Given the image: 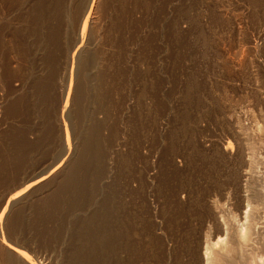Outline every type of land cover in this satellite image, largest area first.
Wrapping results in <instances>:
<instances>
[{
  "label": "rangeland",
  "instance_id": "obj_1",
  "mask_svg": "<svg viewBox=\"0 0 264 264\" xmlns=\"http://www.w3.org/2000/svg\"><path fill=\"white\" fill-rule=\"evenodd\" d=\"M53 1L0 0V264H264V0Z\"/></svg>",
  "mask_w": 264,
  "mask_h": 264
},
{
  "label": "bare ground",
  "instance_id": "obj_2",
  "mask_svg": "<svg viewBox=\"0 0 264 264\" xmlns=\"http://www.w3.org/2000/svg\"><path fill=\"white\" fill-rule=\"evenodd\" d=\"M6 1H7V0H6ZM37 1H38V0H37ZM50 1H51V0H50ZM72 1H73V0H72ZM46 2H47V1H46ZM53 2L59 4V2H61V1H60V0H54ZM79 2H80V1H79ZM5 3H6V2H5ZM43 3H44V2H43ZM43 3L40 2V5H39V7H40L39 9H40V12H41V13H42V8H43V7H42L43 5H41V4H43ZM48 3H50V2H48ZM61 3H62V2H61ZM80 3H81V2H80ZM92 3H93V0L91 1V3L89 2L90 7H89V9L87 10V14L85 15L86 18H88V16H90L89 13H90V9L92 8ZM8 4H9V3H8ZM37 4H38V3H37ZM50 4H51V3H50ZM58 4H57V6H58ZM47 6H48V4H47ZM47 6H46V7H47ZM82 6H83V5H82ZM87 6H88V5H87ZM115 6H116V5H115ZM27 7H28V6H27ZM12 8H13V7H12ZM35 8H36V7H35ZM44 8H45V7H44ZM51 8H52V7H51ZM51 8H50V10H51ZM56 8H57V7H56ZM59 8H60V7H59ZM62 8H63V6H62ZM72 8H73V7H72ZM72 8H71V9H72ZM45 9H46V8H45ZM48 9H49V7H48ZM113 9H114V8H113ZM19 10H20V9H19ZM33 10H34V9H33ZM53 10H54V9H53ZM53 10H52V11H53ZM37 11H38V10H37ZM46 11H47V10H46ZM48 11H49V10H48ZM52 11H51V12H52ZM54 11H55V10H54ZM54 11H53V12H54ZM57 11H58V10H57ZM65 11H66V10H65ZM71 11H72V10H71ZM62 12H63V10H62ZM36 13H37V12H36ZM41 13H40V14H41ZM45 13H47V12H45ZM49 13H50V12H48V14H49ZM94 13H95V12H94ZM42 14H43V13H42ZM53 14H54V13H53ZM59 14H60V12H59ZM64 14H65V12H64ZM5 15H6V14H5ZM34 15H35V14H34ZM34 15H33V16H34ZM46 15H47V14H46ZM51 15H52V14H51ZM65 15H66V14H65ZM33 16H32V17H33ZM36 16H37V15H36ZM38 16H39V15H38ZM49 16H50V14H49ZM53 16H54V15H53ZM85 16H84V17H85ZM40 17H41V16H40ZM55 17H57V15H56ZM35 18H36V17H35ZM37 18H38V17H37ZM45 18H46V17H45ZM45 18H44V19H45ZM47 18H48V17H47ZM126 18H127V17H126ZM39 19H40V18H39ZM39 19H38V20H39ZM84 19H85V18H84ZM52 20H53V19H52ZM82 21H83V19H82ZM82 21H81V22H82ZM33 22H34V20H33ZM36 22H37V21H36ZM53 22H54V21H53ZM85 22H86V21H85ZM85 22H83V23H85ZM38 23H40V22H38ZM3 24H4V23H3ZM34 24H35V23H34ZM82 25H83V24H82ZM42 26H43V25H42ZM31 27H32V26H31ZM82 27H83V26H82ZM113 27H114V26H113ZM22 28H23V27H22ZM45 28H46V27H45ZM50 29H51V28H50ZM80 29H81V28H80ZM83 29H84V28H83ZM120 29H121V28H120ZM8 30H9V29H8ZM33 30H34V29H33ZM53 30H54V29H53ZM81 30H82V29H81ZM90 30H92V29H90ZM40 31H41V30H40ZM60 31H61V30H60ZM35 32H36V31H35ZM43 32H44V31H43ZM48 32H49V31H48ZM24 33H25V32H24ZM57 33H58V32H57ZM109 34H110V33H109ZM33 35H34V34H33ZM111 35H112V34H111ZM17 37H18V36H17ZM49 38H50V37H49ZM6 39H7V38H6ZM46 39H47V38H46ZM54 39H55V38H54ZM11 40H12V39H11ZM55 41H56V40H55ZM55 44H56V43H55ZM55 44H54V45H55ZM77 45H78V44H77ZM77 45H76V46H77ZM182 46H183V45H182ZM93 47H94V46H93ZM70 48H71V47H70ZM71 51H72V50H71ZM89 51H90V50H89ZM71 54H72V53H71ZM46 78H47V77H46ZM46 84H47V83H46ZM84 84H85V83H84ZM98 84H99V83H98ZM44 85H45V84H44ZM91 89H92V88H91ZM84 91H85V90H84ZM93 92H94V91H93ZM44 93H46V92H44ZM86 97H87V96H86ZM46 99H47V97H46ZM80 99H81V98H80ZM41 103H42V102H41ZM101 103H102V102H101ZM104 103H105V102H104ZM40 105H41V104H40ZM103 105H104V104H103ZM44 106H45V105H44ZM107 108H108V107H107ZM94 109H95V108H94ZM106 110H107V109H106ZM87 114H88V113H87ZM97 114H98V113H97ZM89 115H90V114H89ZM101 116H102V115H101ZM83 119H84V118H83ZM86 120H87V119H86ZM91 120H92V119H91ZM102 123H103V121H102ZM92 124H93V123H92ZM91 133H92V131H91ZM93 133H94V132H93ZM93 133L91 134V136H90V133H89L88 135L85 134V136L87 135V138H86V139L83 137L84 140H85V142H86V144L89 143L88 146L86 145L87 147H84V146H85V145H84L85 143H83V142H81V143H83V145H84L83 147L85 148V149H84V150H85L84 153H85V154H88V155H87L88 157L91 156L95 161H97V157H96V154H97V153H96V148L93 147V144H91V142H92L93 140L96 139V138L94 139V134H93ZM97 134H98V133H97ZM49 136H50V135H49ZM96 137H97V136H96ZM91 140H92V141H91ZM97 140H98V139H97ZM100 140H101V139H100ZM22 143H23V142H22ZM21 145H22V144H21ZM28 146H29V145H28ZM18 147H20V145H19ZM21 147H23V146H21ZM21 147H20V148H21ZM32 147H33V146H32ZM24 148H25V147H24ZM225 148H226V146H225ZM21 149H23V148H21ZM21 149H19V151H21ZM82 151H83V149H82ZM80 153H81V151H80ZM98 154H99V153H98ZM98 154H97V155H98ZM78 155H79V154H78ZM13 156H14V155H13ZM85 156H86V155H85ZM88 157H86V159H87ZM9 158H10V157H9ZM82 158H83V157H82ZM86 159H85V161H86ZM93 159H92V160H93ZM18 160H19V159H18ZM89 160H90V158H89ZM92 162H93V161H92ZM81 163H82V162H81ZM82 164H83V163H82ZM86 164H87V163H86ZM79 165H80V164H79ZM85 167H86V166H85ZM76 170H77V169H76ZM80 170H81V169H80ZM89 170H90V169H89ZM85 171H86V170H85ZM71 172H72V173H75V170H71ZM78 172H79V171H77L76 173H78ZM81 172H82V171H81ZM69 173H70V172H69ZM81 174H83V173H81ZM81 174H80V175H81ZM86 174H87V173H86ZM244 174H245V173H244ZM244 174H243V175H244ZM78 175H79V174H77V176H78ZM243 175H242V176H243ZM69 176H70V175H69ZM87 176H88V175H87ZM89 176H90V175H89ZM67 177H68V176H67ZM67 177L65 176V178H67ZM85 177H86V176H85ZM68 178H69V177H68ZM72 178H73V176H72V174H71V179H70L71 181H70V183L68 184L69 187H67V188L71 189V191L74 192L72 189H74V186H75L74 183H75V181H74V178H73V179H72ZM79 178H80V177H79ZM83 178H84V177H83ZM87 178H88V177H87ZM80 179H81V178H80ZM88 180H89V179H88ZM90 180H91V179H90ZM66 181H67V180H66ZM81 181H82V180H81ZM78 183H80V182L78 181ZM78 183H76V185H77ZM90 183H92V182H90ZM90 183H89V184H90ZM82 184L84 185V182H83V181H82ZM86 185H87V184H86ZM79 186H80V184H79ZM79 186H77V187L80 188ZM83 187H84V186H83ZM88 187H89V186H88ZM78 188H77V189H78ZM80 189H81V188H80ZM85 189H86V188H85ZM64 190H65V189H64ZM69 191H70V190H69ZM69 191H68V192H69ZM71 191H70V192H71ZM80 191H82V190H80ZM85 191H86V190H85ZM85 191H84V192H85ZM89 191H90V190H89ZM87 192H88V191H87ZM87 192H86V193H87ZM91 192H93V191H91ZM81 193H82V192H80V194H81ZM86 193H85V194H86ZM74 194H75V193H74ZM80 194H77V193H76V195H80ZM72 195H73V194H72ZM72 195H71V196H72ZM76 195H75V196H76ZM82 195H83V193H82ZM69 196H70V195H69ZM75 196H74V197H75ZM88 196L91 197V196L89 195V193H88ZM76 197H77V196H76ZM89 197H88V198H89ZM116 197H117V196H116ZM77 198H78V197H77ZM85 198H86V197H85ZM110 198H111V197H110ZM113 198H114V197H113ZM68 199H70V197H68ZM73 199H75V198H73ZM91 199H92V198H91ZM110 200H111V199H110ZM85 201H87V199H86ZM105 201H106V200H105ZM106 202H107V201H106ZM108 202H109V200H108ZM109 203H110V202H109ZM112 203H113V202H112ZM116 203H117V202H116ZM104 205H105V204H104ZM114 205H115V204H114ZM118 205H119V204H118ZM106 206H108V205H106ZM103 207H104V206H103ZM115 207H116V206H115ZM118 207H119V206H118ZM108 208H109V207H108ZM101 210H102V209H100V211H101ZM112 210H113V209H112ZM107 211H109V210H107ZM116 211H117V210H115V214L117 213ZM119 211H120V210H119ZM103 212H104V210H103ZM110 212H111V211H110ZM101 213H102V212H101ZM99 214H100V213H99ZM99 214L97 213V216H98V217L101 215V214H100V215H99ZM108 214H109V213H108ZM113 214H114V213H113ZM111 215H112V214H111ZM116 215H117V214H116ZM95 216H96V214H95ZM118 216H119V215H118ZM100 217H101V216H100ZM100 217H99V218H100ZM103 217H105L104 214H103ZM106 218H107V216H106ZM117 218H118V217H117ZM113 219H114V218H113ZM118 219H119V218H118ZM108 220H109V219H108ZM90 222H91V221H90ZM90 222H88V225H90V226L86 225L87 228L85 229V232H86L85 234H86V236H85V240H84V242H86V245H85V244H82V246H83V245L87 246V244L90 243V244H89V247L91 246V248L94 249V247H95V246H94L95 243L92 244L93 241L91 240V239H92V237H91V233H94L95 231H96V233H99V234L101 233L100 236H99L100 238L97 237V235H95V237L97 238L98 242H100L99 244H101V242H102V236H103L106 232H105V229L103 228L104 226H102L103 223H102V225H100V223H99V224L97 225V228H96V229H93L94 227L92 228L91 225L94 224V223H90ZM94 222H95V221H94ZM101 222H104V218H103V221H101ZM108 222H109V221H107V223H108ZM111 222H112V221H111ZM113 222H114V221H113ZM95 224H96V223H95ZM95 224H94V225H95ZM111 224H112V223H111ZM104 225H105V224H104ZM108 226H109V223H108ZM95 227H96V225H95ZM105 228H106V227H105ZM108 228H109V227H108ZM106 229H107V228H106ZM111 229H112V228H111ZM111 229H109V230H111ZM116 229H118V228H116ZM93 231H94V232H93ZM108 232H109V231H108ZM115 232H116V231H115ZM83 234H84V232H83ZM94 234H95V233H94ZM102 234H103V235H102ZM108 234H109V233H108ZM111 236H112V235H111ZM93 237H94V236H93ZM106 237H107V236H106ZM106 239H107V238H106ZM110 239H111V238H110ZM93 240H95V239L93 238ZM96 243H97V242H96ZM116 243H117V242H116ZM80 244H81V243H80ZM125 244L127 245V243H125ZM122 245H123V244H122ZM83 247H84V246H83ZM89 247L87 246L86 248H89ZM125 247H126V246H125ZM84 248H85V247H84ZM97 248H98V247H97ZM93 249L90 250V248H89V249L85 250L84 252L82 251L83 253H80L79 255H82V257H86V259L83 258L82 260H79V261L77 260L78 262L75 261V263H76V264H104V263H103V260H102L101 258H98L99 255H97L96 252H95V250H93ZM81 250H82V249H81ZM81 250H80V251H81ZM96 250H98V249H96ZM99 250H100V249H99ZM101 250H102V249H101ZM16 252H18V251H16ZM78 252H79V250H78ZM78 252H77V253H78ZM17 254H18V253H17ZM20 254H21V253H20ZM18 255H19V254H18ZM102 258H103V256H102ZM205 258H206V257H205ZM77 259H79V258H77ZM205 260H207V259H205ZM227 260H228V259H227ZM213 261H214V260H213ZM104 262H105V261H104ZM113 262H114V261H113ZM123 262H124V261H123ZM218 262H219V261H218ZM105 263L108 264V262H105ZM210 263H211V262H210ZM29 264H30V263H29ZM120 264H121V263H120ZM208 264H209V263H208ZM220 264H221V263H220Z\"/></svg>",
  "mask_w": 264,
  "mask_h": 264
}]
</instances>
